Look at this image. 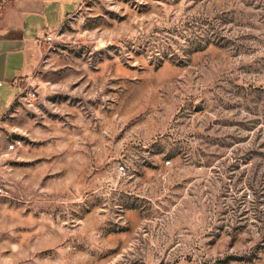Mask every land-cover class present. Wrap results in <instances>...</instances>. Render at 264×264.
<instances>
[{"label":"rangeland","instance_id":"374dc122","mask_svg":"<svg viewBox=\"0 0 264 264\" xmlns=\"http://www.w3.org/2000/svg\"><path fill=\"white\" fill-rule=\"evenodd\" d=\"M52 31L0 126V264H264V0H88Z\"/></svg>","mask_w":264,"mask_h":264},{"label":"crops","instance_id":"0c3cea01","mask_svg":"<svg viewBox=\"0 0 264 264\" xmlns=\"http://www.w3.org/2000/svg\"><path fill=\"white\" fill-rule=\"evenodd\" d=\"M81 0H3L0 2V126L19 89L32 75L43 36L61 26ZM5 143L0 140V158Z\"/></svg>","mask_w":264,"mask_h":264},{"label":"built area","instance_id":"2783aa9c","mask_svg":"<svg viewBox=\"0 0 264 264\" xmlns=\"http://www.w3.org/2000/svg\"><path fill=\"white\" fill-rule=\"evenodd\" d=\"M2 1L3 0H1V2ZM87 1L88 0H81L79 5H81ZM52 32L53 31L51 30V31H48L44 34L43 39H42L43 43L52 42V39H53L52 38L53 37ZM22 89H24V87ZM25 89H26V91H25L26 97L29 100H33L36 97V91L32 90L30 88H26V87H25ZM4 139L6 141L5 142V152L14 151L16 148H18L21 145V139L20 138L15 137V136H11V134H8V133L3 134L0 130V140H4ZM123 167H124L123 165H120L119 169L122 170ZM2 194H4V192L0 186V195H2Z\"/></svg>","mask_w":264,"mask_h":264}]
</instances>
